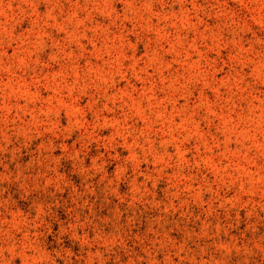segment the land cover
<instances>
[{
    "label": "rangeland",
    "instance_id": "1",
    "mask_svg": "<svg viewBox=\"0 0 264 264\" xmlns=\"http://www.w3.org/2000/svg\"><path fill=\"white\" fill-rule=\"evenodd\" d=\"M0 264H264V0H0Z\"/></svg>",
    "mask_w": 264,
    "mask_h": 264
}]
</instances>
